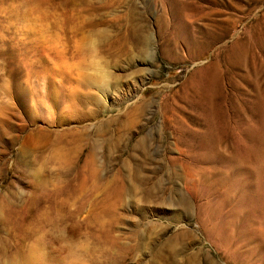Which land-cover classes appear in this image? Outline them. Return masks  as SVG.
Instances as JSON below:
<instances>
[{"label":"rangeland","instance_id":"obj_1","mask_svg":"<svg viewBox=\"0 0 264 264\" xmlns=\"http://www.w3.org/2000/svg\"><path fill=\"white\" fill-rule=\"evenodd\" d=\"M253 161L264 0H0V264H264Z\"/></svg>","mask_w":264,"mask_h":264},{"label":"bare ground","instance_id":"obj_2","mask_svg":"<svg viewBox=\"0 0 264 264\" xmlns=\"http://www.w3.org/2000/svg\"><path fill=\"white\" fill-rule=\"evenodd\" d=\"M201 71V70H200ZM204 72V71H203ZM210 72H211V70H210ZM200 76V75H199ZM201 78V77H200ZM207 78V77H206ZM201 80V79H200ZM206 85V84H205ZM216 85V84H215ZM251 124V123H250ZM257 124V123H256ZM253 126V125H252ZM256 126V125H255ZM260 126V125H259ZM252 129V128H251ZM254 129V128H253ZM260 137V136H259ZM257 138H258V136H257ZM255 139V138H254ZM263 142V141H262ZM250 144V143H249ZM250 145H252V144H250ZM249 146V145H248ZM246 147V146H245ZM252 147H255V145H252L251 146V148ZM247 148V147H246ZM255 149V148H254ZM247 150V149H246ZM249 150V149H248ZM245 153H246V151H244ZM251 152V151H250ZM253 153V155L255 156V157H258L259 158V153L258 152H252ZM250 154V153H249ZM248 154V155H249ZM261 154V153H260ZM243 155V154H242ZM246 155V154H245ZM252 155V154H251ZM244 157V156H243ZM246 157V156H245ZM245 157H244V159H245ZM233 158V157H232ZM247 158V157H246ZM251 158V157H250ZM256 159V158H255ZM242 160V159H241ZM246 160V159H245ZM257 160V159H256ZM244 161V160H243ZM251 161V160H250ZM245 162V161H244ZM254 162V170L253 171H251L252 172V176L253 177H255L256 179H257V183H259L258 184V186H257V188L259 187V188H261V183L262 184H264V179L262 180L261 179V177L259 176V174H261L260 173V168H258L255 164H256V162L255 161H253ZM252 162V163H253ZM259 162V161H258ZM244 165H246V162L244 163ZM247 166V165H246ZM244 167V166H243ZM252 167V166H251ZM251 167L249 168V169H251ZM244 169V168H243ZM241 170V169H240ZM239 171V170H238ZM243 172V171H242ZM247 172V171H246ZM245 174V173H244ZM249 174H250V171H249ZM248 175V174H247ZM250 176V175H249ZM247 178V177H246ZM253 179V178H252ZM250 181V180H249ZM247 183V182H246ZM246 185H248V184H246ZM242 190V189H241ZM255 195H257V193H255V194H252L251 195V198H250V202L252 201V202H258V204L261 206V207H264V195H259V193H258V195L259 196H255Z\"/></svg>","mask_w":264,"mask_h":264}]
</instances>
